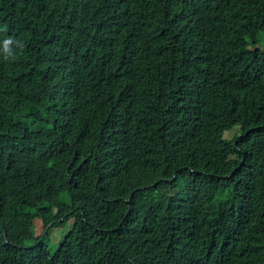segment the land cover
<instances>
[{"label": "trees", "instance_id": "trees-1", "mask_svg": "<svg viewBox=\"0 0 264 264\" xmlns=\"http://www.w3.org/2000/svg\"><path fill=\"white\" fill-rule=\"evenodd\" d=\"M11 1L0 246L76 217L12 264H264V0H52L41 23Z\"/></svg>", "mask_w": 264, "mask_h": 264}, {"label": "clouds", "instance_id": "clouds-1", "mask_svg": "<svg viewBox=\"0 0 264 264\" xmlns=\"http://www.w3.org/2000/svg\"><path fill=\"white\" fill-rule=\"evenodd\" d=\"M2 1H5L6 4L4 5L2 3ZM51 1L52 0H35L32 3H30L28 5V7L26 8V12H27L29 18L32 15L39 16L40 17V23L45 21L46 19H48V17L50 16L49 13L52 11L51 10L52 9ZM175 6H177V4H167L158 13L162 14V15L170 14V13L174 12ZM11 8H12V1L11 0H0V11L6 16L7 20H9V14H10ZM9 25L13 28L14 32L4 33L3 31H1L2 38H3V40L1 41L2 46L0 48L1 59H3L4 54H7L9 59H10L13 56V53L16 51L17 47L19 46L17 29L12 24H9ZM166 27L168 28L169 25H166ZM197 29H198V31H196L195 28H190L188 31H185V33H189V34H192L194 36H198V35L202 34L201 28L198 27ZM49 60H50L49 52H46V60L45 61H47V63H48ZM68 69L65 71V76H67L69 74ZM198 71H201L202 73H209L210 72V73L215 74V66H212L207 59H204L199 64ZM226 77H227V74H222V76H221V78H223V79H225ZM4 109L5 108H0V124L6 120L5 116L3 115ZM72 123L76 124L75 123V117L73 118ZM235 129L238 132V129L237 128H235ZM235 129H233V130H235ZM232 131H229V133H231ZM226 134H228V132H226L224 135H226ZM121 166H122L121 164L118 165V167H121ZM105 167H106V163H105ZM30 178H31V180L29 181V188L36 187L37 183L35 182L33 175L30 174ZM93 204L94 203H86L85 205L87 207L91 208L93 206ZM92 212L94 214V217H90L89 215L82 214L81 219H82L83 225H85L87 227H95L101 222V218L99 217V215L94 211H92ZM75 221H76L75 216H71V217L67 218L66 222H63L62 220H59V219H55V220L49 221L47 223H45L39 217H34V219L32 220L31 226L25 228V230H24V232L32 240V243L26 247H24L25 244L19 245L17 243H9V241L6 237V232L3 231L4 242L8 246H5V247L0 246V256L3 257V259L7 263L12 264L15 257L17 255H19L24 248L28 249L36 243H40L41 247L44 248L45 250H47L49 253L54 252L61 239L59 240L58 244H56V248L54 249V251H51V249H49L48 245H47V241L50 239V234H53V233L55 234L56 232L62 231L66 225H69V230H70L71 226L75 223ZM68 231L66 233H68ZM10 246H14V247H10Z\"/></svg>", "mask_w": 264, "mask_h": 264}, {"label": "rangeland", "instance_id": "rangeland-1", "mask_svg": "<svg viewBox=\"0 0 264 264\" xmlns=\"http://www.w3.org/2000/svg\"><path fill=\"white\" fill-rule=\"evenodd\" d=\"M237 132V130H233L231 133L228 132V134L224 135L225 138H231L232 135ZM72 221V220H71ZM69 230V225H66L62 231L56 232L55 234H50V239L47 241L48 248L51 249V251H54L56 248V244H58L59 240L62 238V236Z\"/></svg>", "mask_w": 264, "mask_h": 264}]
</instances>
